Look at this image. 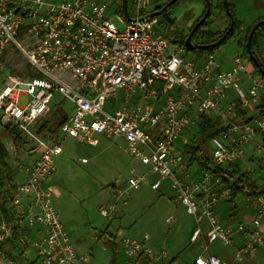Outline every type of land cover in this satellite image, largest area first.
I'll list each match as a JSON object with an SVG mask.
<instances>
[{
  "label": "built area",
  "instance_id": "built-area-1",
  "mask_svg": "<svg viewBox=\"0 0 264 264\" xmlns=\"http://www.w3.org/2000/svg\"><path fill=\"white\" fill-rule=\"evenodd\" d=\"M152 1L126 0L134 21H128L121 11L117 19L124 27L120 29L108 16V0H0V54L12 46L33 69L23 76L6 77L0 92V121L18 127L40 149L39 157L27 169L26 180L14 188L9 199L16 209L24 197L31 198L26 222L30 227L40 226L43 232L35 245L39 264L89 261L88 255L77 254L53 207L50 190L43 187L55 172L60 143L57 135L44 140L32 128L49 115L55 94L73 105V113L65 116L59 133L84 145L95 144L96 135L120 137L127 155L157 176L152 189H159L165 179L171 181L198 225L190 241L201 243L203 255L193 264H235L264 246V195H258L253 198L251 226L244 227L246 236L233 261L211 255L210 244H231L230 230L211 210L218 197L229 196V190L211 195L199 210L194 193L206 191L210 181L220 184V179L207 170L199 180L185 184L175 175L184 167L182 149H176L175 143H188L185 135L200 114L222 123L221 135L211 140L210 162L219 169L233 165L243 156V148L257 134H264V116L257 111L247 120L246 114L249 107L260 106L264 79L260 74L251 75L245 93L241 88L242 57L224 69L214 51L194 62L170 50V41L158 28V18L148 16ZM22 98L24 105L20 104ZM118 99L121 107H115ZM132 99L135 102L129 104ZM238 108L245 113L241 117ZM260 150L258 146L257 152ZM147 182L146 174L132 171L117 195H128ZM114 210L113 204L99 208L108 219ZM202 218L208 221L206 232L199 227ZM10 230L9 226L5 229L7 234ZM120 244L127 264H162L166 257L151 251L144 241L122 238Z\"/></svg>",
  "mask_w": 264,
  "mask_h": 264
},
{
  "label": "rangeland",
  "instance_id": "rangeland-1",
  "mask_svg": "<svg viewBox=\"0 0 264 264\" xmlns=\"http://www.w3.org/2000/svg\"><path fill=\"white\" fill-rule=\"evenodd\" d=\"M46 1L62 3L72 0ZM108 1V16L118 28L122 29L124 24L117 19V16H121V12L117 9L118 1ZM212 1L215 3L216 0ZM164 2L165 0H153L149 6L151 13ZM227 4L232 10L234 20L239 21L243 29H245L244 26H250L264 16V0H227ZM127 6L129 12L133 14L129 2ZM204 10L203 0L177 1L172 7L169 20L160 23L158 26L159 30L165 32V36L170 41V50L178 52L187 59L197 60L198 57L188 52L184 45L173 44L172 41H177L176 34L181 33L186 36ZM209 20L211 21L210 30L215 33H221L229 26V19L226 14L215 8L211 10ZM238 38V31H235L232 36L213 50L219 62H228L236 54L242 53V48L238 45ZM258 42L264 46V40L257 38L253 46L255 53L260 51L256 50ZM0 56V92L4 88V82L9 74L23 76L26 71H33L19 51L12 46ZM200 58L204 59L205 55L200 56ZM247 62H244L245 66ZM260 62L263 63L261 59ZM246 74L244 71L242 74L243 82L241 83V88L245 93H247ZM120 94H118V98H120ZM259 95L261 97L260 104H264V85ZM133 102L134 100H132ZM20 104L24 105V98L21 99ZM257 111H259L258 107H249L248 115H253ZM72 113L73 105L71 102L60 94H55L51 102V112L44 121L49 120L58 123L61 117L69 116ZM44 121L37 123L32 131L36 133ZM2 124L6 125L5 123ZM197 129L198 124L195 120L185 135L188 141ZM48 135H50L49 132L44 131L38 133L37 136L46 140ZM14 137L15 135L9 134L8 131L0 127V140L9 153L7 162L12 168V178L15 183L24 177V173L17 168L32 160V154H29L28 151L30 146L36 145L37 142L25 133H21L17 138ZM57 137L60 143V153L55 157V172L51 178L58 194L56 196L53 194L51 200L75 250L81 255H89V261L86 264H127L120 240L133 237L142 239L144 233L148 234L151 239L156 237L157 248L164 247L168 257L174 258L167 264H191L193 256L198 253L201 254L200 248L196 245H184L180 249H176L177 251L169 250L166 245H163L169 229L173 230L178 225L177 234L180 231L183 240V233L195 227L196 224L193 216L186 212V207L180 202L178 193L176 189L171 187L169 179L162 181L160 188L155 190L151 188V182L156 177L148 174L146 184L140 185L137 190L131 191L128 195L116 198V189H122L126 181L132 176L131 167L136 166L138 168L135 175L141 174L139 168H145L127 155L125 142L122 138H106L96 135L95 144L84 145L79 144L73 138L64 136L59 131H57ZM255 138L249 143L254 152L253 156L246 162L243 158L235 162L238 165L235 168V176L247 174L253 183L252 186L256 188V186L261 187L264 184V134H257ZM258 146L261 147L260 152H257ZM182 147L183 145L179 141L175 143L176 149H182ZM212 148L211 140L203 146L204 154L209 161H211ZM82 159H85L86 162L83 163ZM183 159L184 167L180 171L182 173L179 175L180 178L187 183L198 180V174L201 172L200 167L196 163L188 165L186 155H183ZM222 168H226L227 172L234 170L233 165L222 166ZM188 170L192 175L190 179H187L186 175ZM259 189L257 188V190ZM213 190L216 191V186L213 187ZM170 196H173V199L169 201ZM243 198L242 194L238 195L232 205L239 209L242 208L244 206L242 204ZM165 203L168 205L164 209ZM112 204L115 206L113 218L103 217L99 212V207ZM15 210L21 219H16L12 215L10 222H8L0 213V264H28L31 261H35L34 264H39L35 245L39 243L40 237L43 235L42 229L38 225L28 226L26 213H23L20 208ZM35 211L33 208L32 212ZM229 211L231 210L229 209ZM169 216L172 218L166 221ZM239 219L241 220V217ZM224 220L223 216L221 222H225ZM234 220L237 221L238 219ZM133 225H135V231L138 232L137 235L128 232V229ZM204 225L205 220L202 221V226ZM7 226L11 228L8 234L5 231ZM104 230L115 235L118 234L115 242H106L107 237L102 235ZM209 253L220 259H231L230 256H232L230 255V246H223L220 242L210 244ZM256 255V264H264V246L256 249ZM249 260L250 258H245L244 262H247L245 264H250Z\"/></svg>",
  "mask_w": 264,
  "mask_h": 264
},
{
  "label": "trees",
  "instance_id": "trees-1",
  "mask_svg": "<svg viewBox=\"0 0 264 264\" xmlns=\"http://www.w3.org/2000/svg\"><path fill=\"white\" fill-rule=\"evenodd\" d=\"M117 1H118L117 9L119 12H121L120 0H117ZM169 1L170 0H165V2L167 3ZM177 1L175 2V4L177 3ZM209 1H210V14L213 8L225 14L222 0H216L215 3H213L212 0H209ZM175 4L167 7V9L161 15L156 16L159 20V24L169 20L171 13H172V7ZM159 9H161L160 6L156 7L152 12H155V10H159ZM229 11L232 13V10L230 7H229ZM204 12L195 21V23L199 21V19L203 16ZM210 14L206 18V20L203 22V24L193 33L191 37V42L194 45L211 44L217 41L218 39H220L224 35L225 31L227 30L226 29L221 33L212 32L210 30V25H211V21L209 20ZM262 19L256 20L250 26L245 27V29H243V26L239 21L234 20L235 22H234L232 31L229 34H227L225 39L221 42L222 44L225 40H227L230 36H232L235 31H238V35H239L238 45L242 48V55L251 63V66L253 67L254 71L257 74H259L258 69H257L258 67L255 66L248 57V53L246 50V41H247L248 35L251 32L253 26ZM191 29L192 27L189 29V32L191 31ZM163 34L166 35L165 32H163ZM187 35L184 36L181 33L176 34L177 41L174 40L172 41V43L173 44L179 43V44L184 45V40L187 37ZM257 38H261L264 40V24L258 26L254 30L252 34V38H251V43H250V47H251L250 49H251L252 54L255 56L256 60L258 61L259 66L264 69V64L260 62L259 58L253 51V46L255 45ZM214 49L215 48H208V49L195 48L193 50H189V49L187 50L188 52L193 53L196 57H200L202 55H206L208 53L213 52ZM258 108H259V114L264 116V104H261ZM237 111H238L239 117L245 114L239 108L237 109ZM64 119L65 117H61L58 123L50 122L49 120H45V121L43 120L44 123L39 127L38 131L36 132L42 133L44 131H47L49 132L50 137H55L57 135L58 128L61 125V123L64 121ZM248 119H250V117H248L247 120ZM196 121L198 124V129L196 133L191 137L188 143L183 145L182 147L183 155L187 156V164L192 165L193 163H196L202 171L208 170L212 172L216 177H218L220 179V183L228 186L230 200H234L240 194L249 195L253 198L258 195H264V184L260 187L259 190H257V187L255 188L254 186H252L253 183L250 181L249 176H247L246 174L236 177L235 172L233 170L227 172V170L225 169H219V168L212 166L211 162L205 157L203 153V146L206 142L214 138H217L221 135L223 131L222 123L216 117L202 115V114L197 116ZM0 127L8 131L9 134L15 135L14 138H17L22 133L18 127L12 126L10 124L4 125L1 123V121H0ZM8 158H9V153L5 145L0 140V213L3 215V218L5 220L10 222L11 220L10 218L12 215L15 216V218L17 219L19 218L18 217L19 214L16 212L15 207L12 205V203L9 200L15 187L13 186V182H12V168L7 162ZM102 234L107 237V240H108L107 242H112V243L114 242L113 235H111L107 230H104ZM34 263L35 261H31L28 264H34Z\"/></svg>",
  "mask_w": 264,
  "mask_h": 264
},
{
  "label": "crops",
  "instance_id": "crops-1",
  "mask_svg": "<svg viewBox=\"0 0 264 264\" xmlns=\"http://www.w3.org/2000/svg\"><path fill=\"white\" fill-rule=\"evenodd\" d=\"M264 18V16H263ZM246 26H244L245 28ZM256 47H257V53H255L257 55V57L259 58V60L261 59L263 61V64H264V46L261 44V42H258L256 44ZM238 57H242V60L244 62H247L248 60L241 54H236L230 61H224V62H220V65L222 68L224 69H228L230 68L231 66L234 65V62H235V59L238 58ZM191 60V59H189ZM203 59L198 57L197 60H192V61H196V62H201ZM247 74H246V85H247V88L249 87V84H250V76L254 75L256 72L254 71L253 67L251 66L250 62L248 61L246 66H245V70H244ZM257 74V73H256ZM243 82V80H242ZM131 100V99H130ZM134 100L135 102V99H132ZM133 102V103H134ZM132 101L129 103L131 104ZM132 103V104H133ZM259 105L260 102H259ZM122 106V101L120 99L116 100V105L115 107H121ZM248 109H246V114H247V117L249 116L248 114ZM253 113V112H252ZM251 116V115H250ZM256 139V138H255ZM188 140V139H187ZM39 147L36 145H31L30 146V150L28 151L29 154H32V160L30 162H28L27 164H23L21 166H19L17 169L22 171L24 173V177L22 178V180L20 181H16L15 183L13 182V178H12V182H13V186L16 187L17 185L23 183L27 176H28V172H27V169L30 168V166L37 160V158L39 157ZM243 151H244V154H245V157H244V154L241 158H243V160L246 162L247 160L250 159L251 156H253L254 152H253V149H252V146L251 145H246L244 148H243ZM204 153V151H203ZM205 155V154H204ZM58 156V155H57ZM206 157V156H205ZM240 158V159H241ZM83 160L85 159H82V162ZM239 160V159H238ZM237 161V160H236ZM235 161V162H236ZM86 162V160H85ZM84 163V162H83ZM143 166V165H142ZM234 166V172H235V168H237L238 165H236L235 163L233 164ZM183 169V168H182ZM181 169V170H182ZM138 170V168L136 166H132L131 169H130V172L132 173V171H134V173H136V171ZM139 170H141V174H146V177L147 175H153L155 176L156 178L153 180V181H156L157 180V176L155 174H152L151 172H149V169L147 167L145 168H142ZM181 170H178V171H175V175L178 179H180L183 183L185 184H190L192 182H195L197 180H192L190 183H187L186 181L182 180V178H180L179 175H181L182 173L180 172ZM201 172H199L198 174V178L200 179L201 176L203 175V173L205 171H202L200 170ZM244 173H248V172H244ZM53 175V174H52ZM51 175V176H52ZM187 175V179H190L192 177V175L189 173V170L187 171L186 173ZM247 175V174H246ZM51 176L46 179V181L43 183V187H45L46 189L50 190L51 192V195H57L58 194V190L55 188V186L53 185V179L51 178ZM198 179V180H199ZM251 180V179H250ZM152 181V182H153ZM162 184V182H161ZM160 184V186H161ZM170 185H171V182H170ZM216 186V191L213 190V187ZM172 187V186H171ZM257 188H260V186H256ZM160 188V187H159ZM225 189H228V186H226L225 184H216L214 183L213 181H210L209 184H208V187H207V190L206 191H201V190H198L194 193V197H195V201L196 203L198 204V208L199 210L203 209L204 207V202H206L207 199H209V197L211 195H218L219 193H221V191L225 190ZM119 189H116L115 191V196L117 195V191ZM229 190V189H228ZM216 193V194H215ZM130 194V193H129ZM122 197V196H121ZM243 202L242 204L244 205L242 208H236L235 205H232V202L234 200H230V196L228 197H218V200L215 204L211 205V210L217 214L219 216V221H220V224L222 226H224L226 229H229L230 232H231V244L228 245L230 246V258L231 259H223V260H227V261H230L232 262L233 261V258H234V254H235V251L237 248H239L244 239H245V229L244 227H250L251 226V220L254 216V213H255V207H254V204H253V197L249 196V195H243ZM116 198L118 199V195L116 196ZM173 199V196H170L169 197V201ZM117 201V200H116ZM30 202H31V198L30 197H24L23 200H22V204L21 206L19 207L20 210L22 211L23 210V213H26L28 210H29V206H30ZM168 204H164V209L167 207ZM101 206H104V205H101ZM100 206V207H101ZM234 206V207H233ZM99 207V208H100ZM233 207V209H232ZM227 208V209H226ZM229 209L231 211H229ZM187 212V211H186ZM224 216V221L225 222H221L222 218ZM239 217H241V220L239 219ZM60 218V216H59ZM113 218V217H112ZM172 216H169L166 218V221L168 219H171ZM234 219H238L237 221L234 220ZM205 220V225L202 226V221ZM200 224H199V227L201 229L202 232H206L208 229H209V225H208V221L207 219H203ZM234 220V221H233ZM61 221V220H60ZM236 221V222H235ZM62 223V221H61ZM196 223V222H195ZM63 227H64V224L62 223ZM198 225L195 224V227H192L190 228L189 230L185 231V233H183V240L181 239V235H180V231L179 233L177 234V229L179 228L178 225H176V228H174L173 230L169 229V231L166 233V238L165 240L163 241V245H166L167 248L169 250L173 249L175 251H177L176 249H180L181 246H186V245H189V246H198V248H200L201 250V254H195L192 258V263L193 264V261L194 259L197 257V256H200V255H203V251H202V246H201V243L199 241H195V242H191L190 241V237L191 235L193 234V232L197 229ZM108 231V230H107ZM111 235H113L114 237V242L117 238V235L118 234H113L112 232L108 231ZM128 232L129 233H132L133 235H137L138 232L135 231V225H133L132 227H130L128 229ZM103 235V234H102ZM104 237H106L104 235ZM129 239H134V240H138V241H144L145 245L147 246V248H149L151 251L155 252V253H165L166 257L165 259L163 260L162 264H167L171 261L174 260V258L172 257H168V254L165 252V248L162 247V248H157V238L156 237H152V239L150 238V236L148 234H142V239H135V237L133 238H129ZM105 241V240H104ZM108 241V240H107ZM106 241V242H107ZM262 247V246H261ZM259 248V247H258ZM257 249V248H256ZM256 249L253 250L250 254H247L241 261L235 263V264H245L247 262H244L245 261V258H250L249 262L250 264H256L255 260H256ZM77 252V251H76ZM122 252H123V248H122ZM77 254H79L77 252ZM81 255V254H79ZM83 256H86L88 254H82ZM124 255V259H126V256L125 254L123 253ZM213 255V254H211ZM89 256V255H88ZM216 256V255H214ZM259 258V257H258ZM260 259V258H259ZM168 260V261H167ZM126 261V260H125ZM190 264V263H189Z\"/></svg>",
  "mask_w": 264,
  "mask_h": 264
},
{
  "label": "water",
  "instance_id": "water-1",
  "mask_svg": "<svg viewBox=\"0 0 264 264\" xmlns=\"http://www.w3.org/2000/svg\"><path fill=\"white\" fill-rule=\"evenodd\" d=\"M177 0H170L163 8L162 10H165L167 7L173 5ZM204 4H205V12L203 14V16L199 19V21H197L194 26L192 27L191 31L188 33L187 37L184 40V46L186 49L189 50H193L195 48L198 49H208V48H216L217 46H219L221 44V42L225 39L226 35L229 34L234 26V18L232 13L229 11V7L227 4V0H222L223 3V7H224V12L227 15V18L229 19V26L227 28V30L225 31L224 35L218 39L217 41L208 44V45H194L191 42V37L193 35V33L203 24V22L206 20V18L209 16L210 14V1L209 0H203ZM120 4H121V11L123 16L128 20V21H134L133 19L130 18L128 11H127V2L126 0H120ZM159 12H152L150 13L148 16L149 17H154L157 16ZM140 20H142V18H140ZM264 24V19L258 21L252 28L251 32L248 35L247 41H246V50L248 53V57L251 60V62L257 66L258 68V72L259 74L263 77L264 79V69L262 67L259 66L258 61L256 60L255 56L252 54L251 52V47H250V43H251V38H252V34L254 32V30L260 26Z\"/></svg>",
  "mask_w": 264,
  "mask_h": 264
},
{
  "label": "flooded vegetation",
  "instance_id": "flooded-vegetation-1",
  "mask_svg": "<svg viewBox=\"0 0 264 264\" xmlns=\"http://www.w3.org/2000/svg\"><path fill=\"white\" fill-rule=\"evenodd\" d=\"M166 4H167V2H164V3L160 6L161 9H159V10H155V12H159L158 15H161V14L167 9V8H166L165 10H162V8H163Z\"/></svg>",
  "mask_w": 264,
  "mask_h": 264
}]
</instances>
